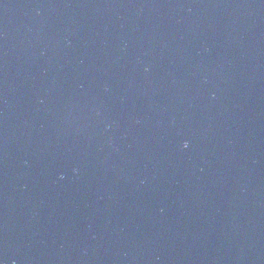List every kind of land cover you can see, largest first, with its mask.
Listing matches in <instances>:
<instances>
[{
	"label": "water",
	"instance_id": "95a60500",
	"mask_svg": "<svg viewBox=\"0 0 264 264\" xmlns=\"http://www.w3.org/2000/svg\"><path fill=\"white\" fill-rule=\"evenodd\" d=\"M0 264H264V0H0Z\"/></svg>",
	"mask_w": 264,
	"mask_h": 264
},
{
	"label": "clouds",
	"instance_id": "9594fccd",
	"mask_svg": "<svg viewBox=\"0 0 264 264\" xmlns=\"http://www.w3.org/2000/svg\"><path fill=\"white\" fill-rule=\"evenodd\" d=\"M183 147H185V148L188 147V142L187 141L184 142Z\"/></svg>",
	"mask_w": 264,
	"mask_h": 264
}]
</instances>
